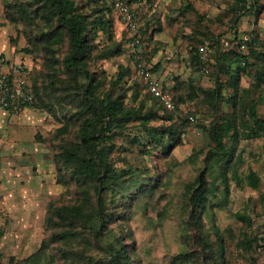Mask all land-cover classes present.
Returning a JSON list of instances; mask_svg holds the SVG:
<instances>
[{
  "label": "rangeland",
  "instance_id": "1",
  "mask_svg": "<svg viewBox=\"0 0 264 264\" xmlns=\"http://www.w3.org/2000/svg\"><path fill=\"white\" fill-rule=\"evenodd\" d=\"M132 1L140 24L153 34L151 47L155 50L151 52L150 61L152 65L159 63L154 77L181 98L179 111L169 113L174 119L177 116L183 121L187 118L181 142L167 154L150 144L140 128H133L128 139L141 136L148 148L145 151H150L148 154H143L135 145L129 146V152L119 149L113 153L117 168L137 167L141 171L147 170L153 179L159 178V186L152 194L140 197L127 209L134 239L132 244L136 248L132 264H198L196 259L183 256L193 248L192 237L198 229L189 216L186 191L209 147L205 129L213 118L232 111L226 100L219 99L215 114L212 110L214 102L209 103L201 90L214 87L215 59L225 51L223 40L230 39L235 30L237 34L250 30L253 33L256 28L259 50L264 51V9L258 14L256 9L234 11L230 0ZM11 3L12 0H0V69L4 64L9 66L17 62L27 65L31 72H39L41 60L24 50L28 49L24 26L9 13ZM261 4L264 6V0ZM110 16L112 36L121 43L123 51L95 66L106 72L108 81L115 78L119 65L129 67L130 79L141 82L136 60L142 55L143 48L133 47L131 32L123 27L113 11ZM235 17L236 26H232ZM252 22L254 25L250 28ZM98 37L97 41H103L101 33ZM205 43L211 61L207 73L198 67V50ZM196 47L195 60L192 49ZM255 73L256 68H253L250 75L241 78V88L249 90V94L239 102V120L246 117L244 111L248 100L260 92L254 87ZM221 76V91L228 97L231 92L226 87L227 75ZM188 84L200 89L198 95L191 93L192 98H189ZM106 89L102 88V93ZM261 89L262 97L254 101L257 114L264 119V85ZM189 116H193L194 121H190ZM162 123L168 125L171 122L158 120L153 124ZM61 125L39 106L32 105L17 115L0 108V264H94L86 259L79 260L76 253L102 256L99 249H84L85 243L75 234L46 224L51 202L58 207L81 197L74 183L63 185L58 181L54 159L63 140L56 134ZM121 143V139L117 140V145ZM236 157L229 173L228 203L222 209L206 213L200 230L211 233L210 224L214 222L224 232L228 264H264V136L240 139ZM250 170L259 179L257 188L248 185ZM60 232H66L68 236L62 238ZM43 244L46 247L37 255Z\"/></svg>",
  "mask_w": 264,
  "mask_h": 264
},
{
  "label": "trees",
  "instance_id": "2",
  "mask_svg": "<svg viewBox=\"0 0 264 264\" xmlns=\"http://www.w3.org/2000/svg\"><path fill=\"white\" fill-rule=\"evenodd\" d=\"M230 2L234 11L256 9L258 14L264 9L262 0ZM9 10L24 26L28 44V49L24 50L41 60L39 72H31L27 67L34 92L32 105L43 108L62 124L56 134L63 140L54 159L58 181L63 185L74 183L81 196L58 207L51 202L46 224L80 237L79 240L85 243L84 249L102 252L101 257L78 252L79 260L86 259L94 264H132L136 248L132 244L134 239L127 209L140 197L152 194L159 186V178L153 179L147 170L141 171L137 167L117 168L113 153L119 149L129 152V146L135 145L143 154H148L150 151H145L148 148L141 136L128 139L133 128H140L150 144L167 154L181 142L187 119L183 121L181 116L174 119L169 113L179 111L181 98L173 94L176 108L168 110L148 91L141 76V82L130 79L129 67L119 65L115 78L108 81L106 72L95 66L123 51L121 43L112 36L111 0H12ZM236 20V17L232 19V26H236ZM147 30L138 19V36L143 48L140 58L154 73L159 63L151 64V52L155 47H151L153 34ZM99 33L103 35V41H97ZM258 40L255 28L247 44V55L236 51L234 46L225 49L213 65L214 87L201 90L209 103L214 102L212 110L215 114L219 99L226 100L232 111L213 118L205 129L209 147L186 191L189 216L198 229L192 237L195 248L182 254L185 258L196 259L198 264H228L224 232L214 222L210 224L211 233L201 231L202 219L206 213L222 209L228 203L229 173L237 158L239 140L264 136V119L257 114L254 101L262 97L264 85V51L260 52ZM196 51L197 47L192 49L195 60ZM210 64L208 59V71ZM198 67L201 69L200 63ZM253 68H256L254 87L260 92L248 100L244 111L246 117L239 120V102L249 94V90L241 88V78L250 75ZM222 74L227 75L226 87L231 92L228 97L221 91ZM104 87L107 89L102 93ZM198 90L194 84H188L187 95L192 98L189 94L196 96ZM158 120L171 123L154 125ZM119 139L122 143L117 145ZM247 177L249 187L257 188L256 173L250 170ZM62 232L60 237L68 236ZM45 247L43 244L37 255Z\"/></svg>",
  "mask_w": 264,
  "mask_h": 264
},
{
  "label": "built area",
  "instance_id": "3",
  "mask_svg": "<svg viewBox=\"0 0 264 264\" xmlns=\"http://www.w3.org/2000/svg\"><path fill=\"white\" fill-rule=\"evenodd\" d=\"M113 11L117 20L125 29L131 32L130 43L133 47L140 48L138 36V17L134 12L130 0H111ZM253 22L250 28L253 26ZM252 37V30L233 35L230 39L223 40V48H235L242 55L248 54L247 44ZM208 45L205 43L198 50V60L201 71L208 72L206 63L209 59ZM136 68L141 76L148 91L156 97L159 102L168 110H175L176 103L173 100V94L168 88L154 77L150 72L151 67L137 57ZM244 64V62H241ZM34 102V92L31 85L28 68L23 63H13L11 65H2L0 69V108L11 114H20L24 109L32 106ZM190 121H194L193 116H189Z\"/></svg>",
  "mask_w": 264,
  "mask_h": 264
},
{
  "label": "crops",
  "instance_id": "4",
  "mask_svg": "<svg viewBox=\"0 0 264 264\" xmlns=\"http://www.w3.org/2000/svg\"><path fill=\"white\" fill-rule=\"evenodd\" d=\"M133 2V1H132ZM132 8H133V10H134V12L136 13V8L133 6V3H132ZM136 15H137V13H136ZM138 17V19H139V16H137Z\"/></svg>",
  "mask_w": 264,
  "mask_h": 264
}]
</instances>
